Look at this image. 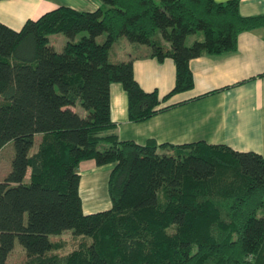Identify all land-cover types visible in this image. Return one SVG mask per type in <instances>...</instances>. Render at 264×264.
Returning <instances> with one entry per match:
<instances>
[{
	"label": "trees",
	"instance_id": "1",
	"mask_svg": "<svg viewBox=\"0 0 264 264\" xmlns=\"http://www.w3.org/2000/svg\"><path fill=\"white\" fill-rule=\"evenodd\" d=\"M100 1L92 10L58 5L19 29L0 21V148L14 146L0 180V264L15 240L22 264H264L262 154L205 140L120 139L110 116L112 82L126 93L130 121L149 118L193 87L192 57L235 50L241 31L264 26V12L243 15L240 0ZM56 32L66 38L60 50L49 43ZM121 36L173 59L165 94L141 87L131 58L110 59ZM90 158L113 163L111 205L85 212L79 163ZM67 229L80 240L60 252L53 237Z\"/></svg>",
	"mask_w": 264,
	"mask_h": 264
},
{
	"label": "crops",
	"instance_id": "2",
	"mask_svg": "<svg viewBox=\"0 0 264 264\" xmlns=\"http://www.w3.org/2000/svg\"><path fill=\"white\" fill-rule=\"evenodd\" d=\"M100 4V0H0V21L19 29L26 19L36 18L58 5L92 10ZM239 11L243 15L262 13L264 0H240ZM60 37L59 45L53 46L56 50L66 39ZM162 41L169 46V41ZM126 43L114 54L110 52L112 45L111 60L131 58L134 77L141 87L156 88L160 96L165 94L175 80L173 59L167 56L159 60L147 49L129 55ZM189 66L193 72V87L173 94L160 104H171L169 107L140 121L129 120L126 93L119 82H112L110 116L117 137L138 143L152 138L157 144L205 140L225 143L237 150H254L264 156V26L241 31L235 50L203 53L192 57ZM158 148L171 151L169 147ZM112 165H97L91 158L80 161L81 195V189L97 169L107 167L109 175Z\"/></svg>",
	"mask_w": 264,
	"mask_h": 264
},
{
	"label": "rangeland",
	"instance_id": "3",
	"mask_svg": "<svg viewBox=\"0 0 264 264\" xmlns=\"http://www.w3.org/2000/svg\"><path fill=\"white\" fill-rule=\"evenodd\" d=\"M38 17V16H37ZM158 34H160L158 32ZM60 36H64L62 32H56L49 35L50 45L56 46L59 45ZM80 35H78L79 37ZM203 34L202 32L196 31L195 33L188 34L185 39L186 44H191L195 38H202ZM104 39V33L97 35L96 40L98 42H102ZM126 43L127 47L126 49L129 52V55H135L138 53H143L144 51L150 50V48H147L146 44H140L136 43L132 45V42L127 41V39L124 36L119 37V39L113 44L112 50L110 52L119 53L121 48L124 47V43ZM63 43V42H62ZM60 50L62 47L57 46ZM112 53L110 56L112 57ZM111 59V58H110ZM128 59V58H127ZM78 108H81L78 106ZM40 138V134H35L34 143L30 148V151L34 150L36 147V144ZM103 143H101L99 146H102ZM169 149H157V152L162 153L163 151H167ZM14 153V146L12 140L6 142L1 148H0V180L8 173L10 169V163L11 159ZM167 153V152H165ZM107 167L97 169L92 177L88 179V183L86 184L85 188H82V195L80 192V195L82 197V204H83V210L87 209L89 211H96L99 209L108 208L111 205L108 188H107V180H108V172ZM105 171L107 173H105ZM80 190V189H79ZM85 211V210H84ZM85 211V212H89ZM55 236V235H54ZM55 240H62V245L59 249L60 252H66L73 247H76L79 243L80 237H75L71 234L70 230H65L61 235H57L53 237ZM58 238V239H56ZM25 259L24 249L22 246L18 243L17 240H15L14 248L12 249L11 253L9 254V257L7 259L6 264H22V262Z\"/></svg>",
	"mask_w": 264,
	"mask_h": 264
}]
</instances>
